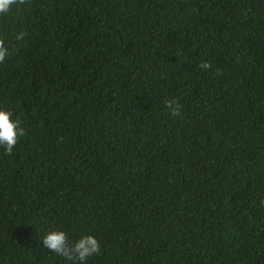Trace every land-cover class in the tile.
I'll list each match as a JSON object with an SVG mask.
<instances>
[{"label": "trees", "instance_id": "obj_1", "mask_svg": "<svg viewBox=\"0 0 264 264\" xmlns=\"http://www.w3.org/2000/svg\"><path fill=\"white\" fill-rule=\"evenodd\" d=\"M0 39V264H264V0H26Z\"/></svg>", "mask_w": 264, "mask_h": 264}, {"label": "clouds", "instance_id": "obj_2", "mask_svg": "<svg viewBox=\"0 0 264 264\" xmlns=\"http://www.w3.org/2000/svg\"><path fill=\"white\" fill-rule=\"evenodd\" d=\"M25 3L26 0H0V15H6L13 5ZM25 35L26 33L21 31L16 34L15 39L21 41ZM9 54L5 41L0 39V63H3ZM200 67L209 69L211 65L202 63ZM165 107L171 116L180 115L181 105L175 99L166 100ZM11 117V112L0 109V147H3L5 155H11L18 137L25 134L20 121ZM42 244L51 253L63 257L69 264H86L89 257L100 252L99 242L94 236H82L78 241L69 243L64 231H50L42 238Z\"/></svg>", "mask_w": 264, "mask_h": 264}]
</instances>
